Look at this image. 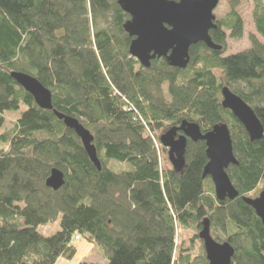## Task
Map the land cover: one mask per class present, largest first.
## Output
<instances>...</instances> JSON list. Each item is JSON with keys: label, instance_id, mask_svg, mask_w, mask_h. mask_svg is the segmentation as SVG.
<instances>
[{"label": "trees", "instance_id": "16d2710c", "mask_svg": "<svg viewBox=\"0 0 264 264\" xmlns=\"http://www.w3.org/2000/svg\"><path fill=\"white\" fill-rule=\"evenodd\" d=\"M243 1L229 0L210 31L222 50L192 45L183 69L165 57L146 67L131 55L130 15L117 0H0V264H55L74 257L72 241L82 236L103 246L107 264H208L198 235L206 217L217 240L235 247L232 264H264V225L242 200L264 184V135L251 141L222 105L229 86L264 126V0H253L260 37L250 33V48L224 56L228 36L244 37ZM13 71L35 76L55 109L90 130L101 170ZM9 113H18L10 127ZM184 120L202 133L228 124L239 164L227 171L238 197L218 200L203 176L204 140L188 139L182 171L162 168L160 137ZM121 164L129 168L117 171ZM54 168L65 175L58 190L46 183ZM59 216L60 230L39 231ZM180 228L194 231L189 247L177 240Z\"/></svg>", "mask_w": 264, "mask_h": 264}, {"label": "water", "instance_id": "95a60500", "mask_svg": "<svg viewBox=\"0 0 264 264\" xmlns=\"http://www.w3.org/2000/svg\"><path fill=\"white\" fill-rule=\"evenodd\" d=\"M117 2L130 15L123 25L125 31L133 38L130 53L146 67L151 65L152 60L165 57L171 66L184 69L191 61L192 45L199 42H204L213 50L223 48L222 45L215 43L210 35V31L218 26L214 11L220 0H117ZM12 77L34 97L41 108L53 110L67 127L76 132L91 161L101 170L102 162L90 130L79 119L55 109L51 90L35 76L13 71ZM222 97L223 107L231 110L243 124L251 141L261 139L264 135V126L255 110L229 86L222 88ZM188 139L206 142L209 161L203 176L211 177L217 199L232 200L238 197L239 191L227 171L230 165L239 164L228 124H217L207 133H202L197 123L184 120L180 125L173 126L163 133L160 140L168 149L169 159L177 171H182L186 164ZM46 183L54 190H58L65 183V175L60 169L54 168ZM242 200L255 210L264 225V189L256 197L245 194ZM202 224L198 235L203 242L208 264H232L235 247L229 241H219L213 237L208 217Z\"/></svg>", "mask_w": 264, "mask_h": 264}, {"label": "rangeland", "instance_id": "374dc122", "mask_svg": "<svg viewBox=\"0 0 264 264\" xmlns=\"http://www.w3.org/2000/svg\"><path fill=\"white\" fill-rule=\"evenodd\" d=\"M253 8H254L253 0L243 1V3H241V5L238 6L239 11L244 17L245 34L244 37H242L241 39H236V38H232L231 36H228L227 39L228 48L224 53V56L235 54L250 48L251 47V42L249 40L250 33H255L258 35V37H260L256 31L252 19ZM229 10H230L229 0H220L214 12L217 16V19H220L223 16H225L229 12ZM238 85L243 87V83H240ZM17 116L18 113H9L7 115V122H6L7 126L9 127L12 126L13 123L16 121ZM121 165L122 167L120 165L118 167L115 166L117 171L129 168L127 164H121ZM161 166L163 169L173 168V164L169 159V153L167 148L165 151H163V153L161 151ZM263 189H264V184H261L255 191L251 192L250 195L256 197L260 194V192ZM60 218L61 217L59 216L55 220L49 222L48 224L39 226V231H41L44 235L47 236L56 233L58 230H60ZM211 233L213 237L217 239L218 232L215 229L211 228ZM193 234L194 231L190 229L182 230V228H180L179 232L177 233V240L179 243L184 241L185 246L189 247L190 238ZM72 243L75 245L77 249V253L74 255V257L72 258L61 257L58 259V261L55 264H79L81 262H95L99 264L108 263V257L104 254L105 250L103 249V246L98 244L97 242L89 241L87 238L82 236L80 239L74 238ZM196 246L198 248V242L196 243ZM194 253L197 254L198 253L197 250L194 251Z\"/></svg>", "mask_w": 264, "mask_h": 264}, {"label": "flooded vegetation", "instance_id": "af4514ba", "mask_svg": "<svg viewBox=\"0 0 264 264\" xmlns=\"http://www.w3.org/2000/svg\"><path fill=\"white\" fill-rule=\"evenodd\" d=\"M181 133V132H180ZM227 199V198H226Z\"/></svg>", "mask_w": 264, "mask_h": 264}]
</instances>
